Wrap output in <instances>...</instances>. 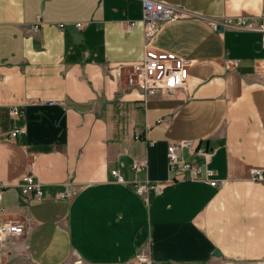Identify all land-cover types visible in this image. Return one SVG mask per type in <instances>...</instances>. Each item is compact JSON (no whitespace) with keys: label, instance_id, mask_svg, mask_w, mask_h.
<instances>
[{"label":"crops","instance_id":"0c3cea01","mask_svg":"<svg viewBox=\"0 0 264 264\" xmlns=\"http://www.w3.org/2000/svg\"><path fill=\"white\" fill-rule=\"evenodd\" d=\"M157 1L176 16L147 40L142 0H0V219L26 224L1 264L264 259V180L251 175L264 170L263 33L225 23L264 0ZM147 44L192 62L184 88L127 87ZM181 140L213 153L220 185L174 179L168 145ZM29 172L42 199L22 191ZM146 181L160 191L139 195Z\"/></svg>","mask_w":264,"mask_h":264},{"label":"built area","instance_id":"2783aa9c","mask_svg":"<svg viewBox=\"0 0 264 264\" xmlns=\"http://www.w3.org/2000/svg\"><path fill=\"white\" fill-rule=\"evenodd\" d=\"M143 5V24L145 28L146 39L153 38L159 31L161 23L170 20L176 16V10L171 5L157 0H142ZM225 23L248 31H257L263 33L264 43V13L257 16H231L227 17ZM135 21H128L126 29H131ZM61 27L64 24H60ZM77 26L82 27L83 23L78 22ZM37 26H35L36 30ZM192 62L185 59L175 52L152 48L147 44L144 59L131 66L125 82L130 90L140 93L142 99H147L159 93L172 94L177 90L184 88L190 73ZM119 71L122 74L121 68ZM264 74V72H263ZM13 114H22L19 107H13ZM24 131V127H19L11 131V137L14 138ZM212 152L206 151L200 143L192 140L174 141L168 145L169 167L176 176L175 180L190 179L195 181H205L213 186H218L222 182L215 178V171L209 166ZM201 158L203 160H201ZM125 163L112 171L113 175L123 181L121 168ZM136 168L144 166L141 163H135ZM251 175L254 179L264 180L263 169H252ZM1 187V183H0ZM22 191L37 199L45 196V191L40 182H38L32 172L25 174L21 183ZM150 188L160 191L159 183L146 181L136 184V190L142 197L147 196ZM70 192L66 190L62 195L68 196ZM26 232V224L19 220L0 219V245L10 236L23 235ZM139 260L147 264L153 262L144 255H139ZM1 264V258H0ZM70 264V263H62ZM236 264H264V259L252 262H240Z\"/></svg>","mask_w":264,"mask_h":264},{"label":"water","instance_id":"95a60500","mask_svg":"<svg viewBox=\"0 0 264 264\" xmlns=\"http://www.w3.org/2000/svg\"><path fill=\"white\" fill-rule=\"evenodd\" d=\"M221 29V28H220Z\"/></svg>","mask_w":264,"mask_h":264}]
</instances>
